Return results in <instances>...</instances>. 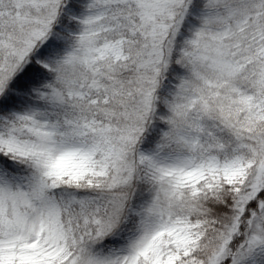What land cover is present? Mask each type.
<instances>
[{"label": "snow or ice", "instance_id": "1", "mask_svg": "<svg viewBox=\"0 0 264 264\" xmlns=\"http://www.w3.org/2000/svg\"><path fill=\"white\" fill-rule=\"evenodd\" d=\"M0 264H264V0H0Z\"/></svg>", "mask_w": 264, "mask_h": 264}]
</instances>
